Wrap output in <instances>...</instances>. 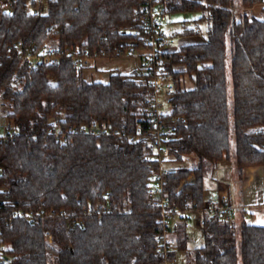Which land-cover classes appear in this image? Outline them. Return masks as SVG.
Listing matches in <instances>:
<instances>
[{"label": "trees", "instance_id": "trees-1", "mask_svg": "<svg viewBox=\"0 0 264 264\" xmlns=\"http://www.w3.org/2000/svg\"><path fill=\"white\" fill-rule=\"evenodd\" d=\"M240 2L252 9L264 0ZM35 6L17 0L7 12L0 5V99L9 102L17 129L0 144V226L12 264H162V220L148 191L149 144L128 137L145 125L155 77L115 71L108 82L91 81L80 62L147 47L144 16L154 6L165 9L169 24L173 15L201 14L194 27L168 34L202 41L158 53L159 75L177 82L172 158L198 161L175 168L166 190L183 211L203 209L206 176L220 164L230 162L241 179L246 168L264 166V20L238 19L234 0H47L40 12ZM47 45L56 63L36 69L24 63L28 52ZM182 75L193 87H180ZM98 201L111 211L96 213ZM41 208L56 216L7 221L15 210ZM179 218L170 260L185 252L187 264H264V226L207 216L202 243L191 250L185 216Z\"/></svg>", "mask_w": 264, "mask_h": 264}, {"label": "built area", "instance_id": "built-area-1", "mask_svg": "<svg viewBox=\"0 0 264 264\" xmlns=\"http://www.w3.org/2000/svg\"><path fill=\"white\" fill-rule=\"evenodd\" d=\"M17 0H0V5L4 11L9 12L11 5ZM33 2L35 11H41L45 8V2L47 0H29ZM159 1V0H156ZM255 7H260L264 10V3ZM254 8L251 10L254 11ZM264 20V17H261ZM144 20H147L149 38L147 41V47L141 48V50H132V56L137 58L139 63L138 69L140 72L148 73L155 78L152 81L154 96L149 99L146 107L144 108L145 125L143 128H139L128 135L133 140H147L150 148L148 160H151V172L152 175L150 184L148 187L149 196L152 201V205L155 206L162 220V236L160 237V243L158 246V252L160 256L164 257V263L162 264H178L176 260L169 259V252L173 250L172 238L175 234L177 223L180 220V216L184 215L183 220L185 227L190 230L192 227L193 219L198 226L203 228L206 225L207 216H225L229 219H234L237 215V208L228 196H222L218 200L209 199L206 200V206L203 209L183 211L177 201L172 200L166 185L168 183L169 175L174 169L167 167L171 160V149L169 144L174 141L176 133L174 126L172 125L171 112L172 105L170 102L177 92L176 82L173 76L159 75L161 70V56L158 51H170L172 50V41L169 34L165 31V26L169 25V18L163 7L154 6L144 16ZM128 55V54H127ZM123 55L120 57H126ZM59 59L55 49L50 46H44L40 51L35 53L28 52L24 56V63L30 68H38L42 66L51 65L56 63ZM92 60L89 57H85L80 64L83 66L84 71L90 69ZM103 81V80H102ZM105 82V81H103ZM2 99H0V103ZM1 107V104H0ZM8 114V113H7ZM54 122L55 119H52ZM75 128H70V132H75ZM50 133L52 130L49 131ZM94 135H100L101 132L93 130ZM17 134V129L14 123L8 118L6 114H0V144L8 142L13 139ZM5 169L0 168V178L4 176ZM191 178L188 180L190 183ZM3 189L0 188V192ZM92 207V206H91ZM94 211L98 214H103L106 211H111V207L103 206L98 201L94 206ZM48 216H56V213L47 212L41 208L39 211L27 212L24 210H15L8 218L7 221L14 222L17 220H27L29 222H35L36 220H42ZM3 212L0 206V222L3 220ZM2 228L0 226V264H12V255L9 253L11 245L6 243L1 235ZM52 232L49 231L47 238L49 243L53 242Z\"/></svg>", "mask_w": 264, "mask_h": 264}, {"label": "crops", "instance_id": "crops-1", "mask_svg": "<svg viewBox=\"0 0 264 264\" xmlns=\"http://www.w3.org/2000/svg\"><path fill=\"white\" fill-rule=\"evenodd\" d=\"M94 69L85 73V79H94V75L107 72L104 79L115 71L128 74L138 69L139 63L133 56L116 57L112 60L99 58L92 64ZM103 68V69H102ZM102 69V70H101ZM101 70V71H100ZM90 75H88V74ZM94 74V75H93ZM108 74V75H107ZM102 79V78H101ZM106 80V79H105ZM232 165V164H231ZM231 174L228 179L214 180L210 185L207 200H218L222 196H228L237 208V222L247 221L258 226H264V166L248 167L244 171L245 175L241 179L236 168L231 166Z\"/></svg>", "mask_w": 264, "mask_h": 264}, {"label": "rangeland", "instance_id": "rangeland-1", "mask_svg": "<svg viewBox=\"0 0 264 264\" xmlns=\"http://www.w3.org/2000/svg\"><path fill=\"white\" fill-rule=\"evenodd\" d=\"M234 2H235V10H236L235 13H236V16H237L238 19L244 17L243 15H246L249 18H252L254 16L259 17V18L264 17V10H262L260 7H255L254 11H252L251 9H246L245 7H242L240 0H234ZM200 16H201L200 13H197V14L183 13V14L173 15L171 17V19H172V21L174 23L165 26V31L167 33L169 31H178V30L183 29V27L186 26V25L188 27H194L195 22L197 21V19H199ZM184 21H186L185 24H183ZM200 26L203 28V30H205V26L206 25L204 23H200ZM170 38H171V41H172V47L171 48H172L173 51L178 50L180 48L179 46H183L184 44H189V43H198V41L200 42L203 39V37H201V36H198V37H195V38L194 37L193 38H191V37H184V38H181V37H170ZM49 46L51 47V45H49ZM130 56H132V55H127L126 57H130ZM118 57H120V56H118ZM113 58H116V57H113ZM120 58H122V57H120ZM133 58H135V57H133ZM103 59H106V58H103ZM112 59H110V60H112ZM96 62H97V60H92V64L96 63ZM92 69H94V66H92L90 69L85 70L84 71V77H85V73L87 71H89V70H92ZM184 69L185 68H183V67L179 68V70H181V71H183ZM101 72L98 73V75H94L93 74L94 75V79H92V77H89L88 79L91 80V81L94 80V81L100 82V81L103 80L105 82H108L109 81V80H107L108 76L105 78L106 80L104 79V76L106 75L107 72L105 71V74L101 73ZM111 74H109V77H110ZM179 85L182 88H186V87L187 88H191V87H193V82H192V80L190 79L189 76H187V75L183 76L182 75ZM231 87H232L231 76L229 75L230 93H232V88ZM0 104H1L0 114L1 115L2 114H6L7 115L9 102L2 98V102ZM197 163H198V161L196 160V158L193 155H189V156L186 157L184 163H178V162H175L174 160H171L170 163L167 165V167H169L171 169H174V170H175V168L176 169H189V167L196 166ZM231 166L232 165H231L230 162H226L225 161L224 163L219 165V167H218V169L216 170L215 173H209L206 176V185H205V188L207 189L206 197L209 196V191H211L209 188H210V185H212L214 183V180H229L230 179V178L228 179V177H229V174H231V172H230L231 171ZM190 178H191V181L195 180V176L194 175L191 176ZM230 180H232V179H230ZM194 220L195 219H193L192 227L189 230V232H190V245L189 246H190L191 250H193L196 247H199V245H201V243H202V238H203L202 237L203 233L201 232L202 228L200 226H198V224ZM237 220H238V218L235 219V223H236L237 226H240L241 223H238ZM177 261H178V264H187L186 253L185 252L180 253Z\"/></svg>", "mask_w": 264, "mask_h": 264}]
</instances>
